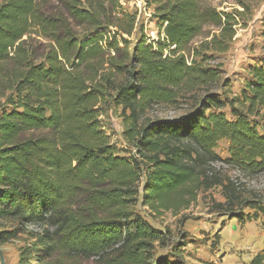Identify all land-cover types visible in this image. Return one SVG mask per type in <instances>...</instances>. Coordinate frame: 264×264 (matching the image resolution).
Segmentation results:
<instances>
[{
    "label": "trees",
    "instance_id": "trees-1",
    "mask_svg": "<svg viewBox=\"0 0 264 264\" xmlns=\"http://www.w3.org/2000/svg\"><path fill=\"white\" fill-rule=\"evenodd\" d=\"M145 1L159 38L141 34L130 50L136 15L119 0H0V244L28 235L18 264H54L55 254L148 264L164 234L137 204L187 208L200 188L219 183L200 168L218 158L222 139L226 162L248 175L264 171V67L251 66L240 94L221 100L202 54L227 49L241 12L210 0ZM72 21L89 29L77 34ZM262 26L264 37V18ZM180 99L199 109L145 116ZM110 101L121 107L134 150L127 156L100 119ZM225 106L231 119L218 111ZM249 264H264V248Z\"/></svg>",
    "mask_w": 264,
    "mask_h": 264
},
{
    "label": "rangeland",
    "instance_id": "rangeland-1",
    "mask_svg": "<svg viewBox=\"0 0 264 264\" xmlns=\"http://www.w3.org/2000/svg\"><path fill=\"white\" fill-rule=\"evenodd\" d=\"M56 1V0H52ZM84 1V0H83ZM96 3L97 0H90ZM218 11L241 14L235 16L234 35L223 52L205 50L208 58L204 65L216 71L219 79L211 86L210 92L219 99L239 95L249 78L253 65L264 67L263 18L264 0H210ZM124 9L136 15L135 30L128 37L130 50L137 38L143 34L154 41L159 38L153 6L137 7L139 0H119ZM73 30L83 34L89 29L88 23L72 21ZM112 29V28H111ZM217 29L209 31V39ZM150 36V37H149ZM193 42L190 48L199 44ZM153 42V41H151ZM191 54L188 58H191ZM201 57H197L199 61ZM204 90L199 91L203 96ZM189 99H180L176 105H154L146 113L149 118H177L199 109V104ZM213 110L212 108L206 111ZM231 119L229 106L218 110ZM256 116H252V118ZM104 130L110 135L111 143L118 148V155L133 153V147L123 138V117L121 107L110 101L105 114L100 117ZM256 119V118H255ZM230 142L222 139L217 142L214 153L215 161L208 160L200 169L201 178L219 180L210 187L203 186L196 198L187 208L180 210L154 211L137 204L134 210L140 213L164 237L155 244L148 264H249L252 257L263 250L264 216L258 210L264 204V171L248 175L226 162L230 159ZM235 197V198H234ZM231 202V204H229ZM251 203L250 205H248ZM242 217L240 221L238 216ZM0 230L7 227L2 226ZM28 231H36L35 226H28ZM28 240L26 233L18 238L0 244L5 264H18V247ZM55 256L54 264H121L118 261L100 262L96 258H70Z\"/></svg>",
    "mask_w": 264,
    "mask_h": 264
},
{
    "label": "built area",
    "instance_id": "built-area-1",
    "mask_svg": "<svg viewBox=\"0 0 264 264\" xmlns=\"http://www.w3.org/2000/svg\"><path fill=\"white\" fill-rule=\"evenodd\" d=\"M145 5H146V1H145V0H139V2L137 3V7H138V8H141V6H145ZM146 6H147V5H146ZM153 36H154V33H153L152 37L150 38L151 40L154 39ZM149 37H150V36H149Z\"/></svg>",
    "mask_w": 264,
    "mask_h": 264
},
{
    "label": "water",
    "instance_id": "water-1",
    "mask_svg": "<svg viewBox=\"0 0 264 264\" xmlns=\"http://www.w3.org/2000/svg\"><path fill=\"white\" fill-rule=\"evenodd\" d=\"M0 264H5L1 249H0Z\"/></svg>",
    "mask_w": 264,
    "mask_h": 264
}]
</instances>
